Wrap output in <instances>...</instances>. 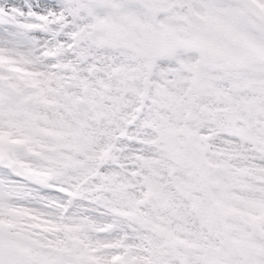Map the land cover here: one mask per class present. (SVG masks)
Segmentation results:
<instances>
[{
  "label": "snow or ice",
  "instance_id": "snow-or-ice-1",
  "mask_svg": "<svg viewBox=\"0 0 264 264\" xmlns=\"http://www.w3.org/2000/svg\"><path fill=\"white\" fill-rule=\"evenodd\" d=\"M0 264H264V0H0Z\"/></svg>",
  "mask_w": 264,
  "mask_h": 264
}]
</instances>
